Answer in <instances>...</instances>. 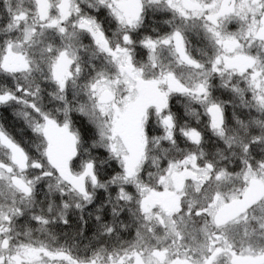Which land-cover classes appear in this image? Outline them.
<instances>
[{"label": "snow or ice", "instance_id": "1", "mask_svg": "<svg viewBox=\"0 0 264 264\" xmlns=\"http://www.w3.org/2000/svg\"><path fill=\"white\" fill-rule=\"evenodd\" d=\"M0 264H264V0H0Z\"/></svg>", "mask_w": 264, "mask_h": 264}]
</instances>
